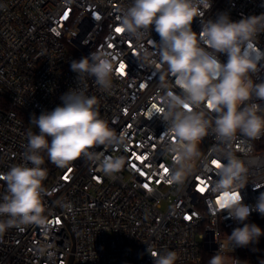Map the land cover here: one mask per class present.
Segmentation results:
<instances>
[{"label": "built area", "instance_id": "2783aa9c", "mask_svg": "<svg viewBox=\"0 0 264 264\" xmlns=\"http://www.w3.org/2000/svg\"><path fill=\"white\" fill-rule=\"evenodd\" d=\"M131 4L132 0H0V174L25 162L28 134L39 131L30 122L32 115L62 105L60 97L69 89L95 96L101 118L118 135L126 134L120 146L92 149L101 159L124 160L114 174H105L99 163L84 157L57 167L40 152L47 170L42 182L45 221L0 234V264H68L70 259V264H155L147 248L161 254L174 250L175 264H186L198 262L201 251L215 254L220 246L222 254L231 252L230 264H237V247L231 250L228 235L241 223L217 203L225 195L213 191L218 169L212 161H227L211 129L183 183L167 182L175 169L173 154L167 151L172 141L162 135L166 124L156 112L164 106L158 99L165 94L159 76L166 65L157 67L158 56L150 57L152 64L143 59V50L154 51L150 41L160 40L154 29L140 40L115 31L121 27V11ZM221 14L232 21L261 15L264 0H212L203 19L215 20ZM201 23L196 18L193 31L199 33ZM254 45L251 56L259 71L252 79L259 83L264 81V33ZM97 51L111 54L112 86L107 90L87 74L77 79L70 69L73 60ZM220 59L226 62L227 56L220 54ZM121 63L124 74L117 72ZM167 81L178 94L174 78L168 76ZM256 102L264 106V101ZM193 110L216 115L205 104ZM262 139L264 135L253 140L238 134L228 149L247 168L245 187L228 195L240 194L247 205H255L264 193V147L258 146ZM5 192L6 183L0 180V197ZM257 214L251 212L248 219Z\"/></svg>", "mask_w": 264, "mask_h": 264}, {"label": "clouds", "instance_id": "9594fccd", "mask_svg": "<svg viewBox=\"0 0 264 264\" xmlns=\"http://www.w3.org/2000/svg\"><path fill=\"white\" fill-rule=\"evenodd\" d=\"M212 7V0H132L131 6L123 9L119 17L121 28L130 37L140 40L144 33L153 29L159 42L152 40L154 51H144L143 59L155 63L152 56L159 57L158 68L166 65L159 76V88L165 94L158 97L164 105L156 109L166 124L162 134L171 138L167 151L173 154L175 169L167 176L168 183H183L190 162L200 156L199 145L214 134L224 146L222 155L227 163L217 168L218 179L213 191L223 193L221 201L228 216L243 224L228 235L229 247H247L259 242L264 235L255 223H244L251 212L264 216V193L255 205H247L230 191L243 189L246 185L247 168L244 162L231 153V142L241 135L258 139L264 135V81L259 83L252 75L259 71L252 58L254 41L264 33V14L253 15L232 21L227 14L215 20H204ZM201 18V31H193L192 24ZM220 54L227 56L222 62ZM109 53L91 52L88 56L73 60L70 69L77 79L87 74L103 89L112 86L113 64ZM174 78L177 94L168 87L167 77ZM62 105L51 111L32 115L37 133H29L24 163L13 165L0 180L6 183V192L0 197V234L11 227L42 225L45 221L43 204V181L46 169L41 150L57 167H66L77 158L84 157L99 163L105 174H114L123 167L122 158H100L92 149L97 146H120L126 134L119 135L108 122L101 118L98 100L87 96L78 88L69 89L60 97ZM201 104L211 106L216 115L208 117L203 111H194ZM29 164L31 166H29ZM155 264H175L178 259L174 250L153 253L147 248ZM239 264V260L234 258ZM227 257L222 247L210 257L208 264H226Z\"/></svg>", "mask_w": 264, "mask_h": 264}, {"label": "trees", "instance_id": "16d2710c", "mask_svg": "<svg viewBox=\"0 0 264 264\" xmlns=\"http://www.w3.org/2000/svg\"><path fill=\"white\" fill-rule=\"evenodd\" d=\"M41 155L45 157L50 164H52L45 150H41ZM244 223H255L262 230H264V216H262L261 214H257L247 219ZM242 226L243 224L241 223L240 227ZM237 255L239 258V264H253L255 262L259 263L261 260H264V235L259 238V242L256 244H252L247 247H237ZM211 256V253L201 251L200 259L198 262L186 264H208Z\"/></svg>", "mask_w": 264, "mask_h": 264}, {"label": "snow or ice", "instance_id": "6c2138e0", "mask_svg": "<svg viewBox=\"0 0 264 264\" xmlns=\"http://www.w3.org/2000/svg\"><path fill=\"white\" fill-rule=\"evenodd\" d=\"M64 18H67V13L64 14ZM115 31H116L117 33H121V32H123V29H122L121 27H117V28L115 29ZM110 46H111V45H110ZM124 70H125V65H124L123 63H121V64L119 65V67L117 68V72L120 73V74H124ZM141 87H143V85H141ZM208 108L211 109V106L209 105ZM157 109H158V108H157ZM138 159H140V157H138ZM212 163H213V165H215L217 168H218V167L220 166V164H221V163L218 162L217 160H213ZM133 167H135V165H133ZM164 171H165V173H167L168 169L165 168ZM198 179H199V178H198ZM145 187H148V185L146 184ZM199 190H200L201 192H203L205 189H204L203 187H201ZM233 196H234L235 198L239 199L240 194H234ZM221 199H224V198L222 197ZM217 203L220 204V207H223V205L221 204L220 201H217Z\"/></svg>", "mask_w": 264, "mask_h": 264}, {"label": "rangeland", "instance_id": "374dc122", "mask_svg": "<svg viewBox=\"0 0 264 264\" xmlns=\"http://www.w3.org/2000/svg\"><path fill=\"white\" fill-rule=\"evenodd\" d=\"M258 146H262L264 147V139L261 140V142H259V145ZM214 255V254H212ZM225 257H227V262L226 264H230V256H231V252L229 251V249L226 250V253L223 254ZM253 264H264V260H261L259 263L258 262H255Z\"/></svg>", "mask_w": 264, "mask_h": 264}, {"label": "water", "instance_id": "95a60500", "mask_svg": "<svg viewBox=\"0 0 264 264\" xmlns=\"http://www.w3.org/2000/svg\"><path fill=\"white\" fill-rule=\"evenodd\" d=\"M71 263V259H70V261H69V263L68 264H70Z\"/></svg>", "mask_w": 264, "mask_h": 264}]
</instances>
